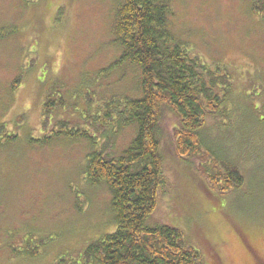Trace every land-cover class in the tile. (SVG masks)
<instances>
[{
    "label": "rangeland",
    "instance_id": "1",
    "mask_svg": "<svg viewBox=\"0 0 264 264\" xmlns=\"http://www.w3.org/2000/svg\"><path fill=\"white\" fill-rule=\"evenodd\" d=\"M119 1L0 0V264L81 261L90 241L115 230L109 187L87 176L90 140L59 130H67L66 123L90 127L100 149L108 143L105 120L95 128L83 120L85 111L97 114L111 98L133 96L140 87L137 68L120 63L114 41ZM253 4L173 1L176 35L210 64L229 70L233 124L219 132L223 116L209 117L207 142L240 155L248 176L231 192L210 187L198 159L177 154L178 119L165 113L159 138L167 185L148 224L181 229L203 264H264V141L245 114L247 95L253 107L264 101V12ZM48 94L54 104L44 116ZM112 125L106 126L110 137ZM122 128L106 145L115 154L134 132Z\"/></svg>",
    "mask_w": 264,
    "mask_h": 264
},
{
    "label": "trees",
    "instance_id": "2",
    "mask_svg": "<svg viewBox=\"0 0 264 264\" xmlns=\"http://www.w3.org/2000/svg\"><path fill=\"white\" fill-rule=\"evenodd\" d=\"M173 1L120 0L117 4L113 34L121 49L120 63H133L139 72L140 87L133 96L111 98L97 108V114L85 111L83 120L95 128L97 121L105 120L102 134L108 143L97 149L100 137L90 127L76 129L66 123L62 128L66 126L67 130H59L90 140L94 148L88 155L87 176L92 184L105 182L109 187L116 221L115 230L93 239L81 250V261L66 264H203L201 252L187 243L181 229L148 224L160 192L167 185L159 138L166 112L178 119L177 154L198 159L199 171L210 187L227 193L248 180L247 171L239 163L240 155L228 156L207 142L211 138L209 117L223 116L219 132L233 124L230 111L236 110L229 101L233 92L229 70L224 63L210 64L194 52L187 40L176 35L171 24ZM253 1L254 10L263 8L264 12V0H259L262 7L258 0ZM246 97L249 109L245 114L259 125L264 141V101L253 107L252 97ZM52 104L48 94L44 116H48ZM109 122H115L111 137L106 131ZM63 123L59 120L60 125ZM127 127L133 128V135L115 154L109 143L115 141L113 136L121 128Z\"/></svg>",
    "mask_w": 264,
    "mask_h": 264
}]
</instances>
